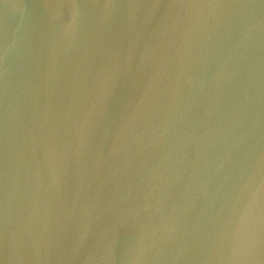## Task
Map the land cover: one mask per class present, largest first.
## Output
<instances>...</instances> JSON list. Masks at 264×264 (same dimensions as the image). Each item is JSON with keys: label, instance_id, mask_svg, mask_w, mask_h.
I'll return each mask as SVG.
<instances>
[{"label": "water", "instance_id": "95a60500", "mask_svg": "<svg viewBox=\"0 0 264 264\" xmlns=\"http://www.w3.org/2000/svg\"><path fill=\"white\" fill-rule=\"evenodd\" d=\"M0 264H264V0H0Z\"/></svg>", "mask_w": 264, "mask_h": 264}]
</instances>
